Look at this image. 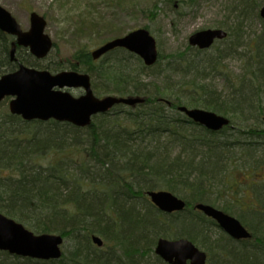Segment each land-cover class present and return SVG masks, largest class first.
<instances>
[{
  "label": "trees",
  "instance_id": "1",
  "mask_svg": "<svg viewBox=\"0 0 264 264\" xmlns=\"http://www.w3.org/2000/svg\"><path fill=\"white\" fill-rule=\"evenodd\" d=\"M174 1L164 0L177 15L195 3L179 0L176 11ZM232 3L218 26L227 38L210 55L187 46L183 53L159 54L148 68L124 50L96 62L90 53L77 52L69 68L89 76L95 96L140 97L141 105L117 107L84 129L55 121L28 123L0 112V213L36 235L68 240L71 251L61 264H165L156 256L146 261L159 238L202 246L207 264H264V131L254 127L264 116V36L241 49L248 21L261 24L264 35L259 16L264 0ZM11 42L0 31V76L20 64L59 71V64L44 65L30 55L25 60L22 49L11 62ZM227 59H237L240 71L230 70ZM215 79L221 89L212 85ZM179 107L225 116L230 126L209 132ZM232 126L237 134L229 138ZM217 181L216 189L232 194L230 205L238 207L237 218L251 240L237 242L221 233L220 240L204 245L217 226L192 206H212L209 191ZM152 191L178 195L191 209L162 214L146 197ZM247 192L251 206L240 204ZM92 236L102 239V249L92 244Z\"/></svg>",
  "mask_w": 264,
  "mask_h": 264
},
{
  "label": "water",
  "instance_id": "2",
  "mask_svg": "<svg viewBox=\"0 0 264 264\" xmlns=\"http://www.w3.org/2000/svg\"><path fill=\"white\" fill-rule=\"evenodd\" d=\"M264 21V4L260 10ZM30 28L22 31L19 24L9 12L0 7V31L14 38L10 48V61L16 62V48L27 49L29 54L38 61L46 59L53 49V43L45 34L46 22L36 13L29 16ZM227 33L220 29L205 30L192 34L188 39L191 47L207 50L216 41L224 40ZM125 49L138 56L146 67L155 65L158 50L155 39L145 29L130 32L122 38L107 42L91 52L92 60L115 49ZM82 90L83 94L72 97L65 90ZM9 99L8 111L12 116L20 117L25 122L50 120L59 123H69L84 129L90 126L91 120L97 115L109 112L115 106L135 107L144 101L140 97L118 98L108 96L98 99L93 95L88 75L72 71L51 74L18 65V68L0 77V103ZM179 111L193 123L210 132H220L228 127L227 118L216 113L180 107ZM264 122V117H263ZM153 206L164 214L180 213L185 210L186 203L169 192H147ZM195 210L212 219L218 227L230 238L240 241L251 238L247 229L235 218L209 205L198 204ZM92 242L98 248L103 246L99 237H92ZM63 239L59 235H34L21 224L0 213V251L10 255L31 258L35 260H59L62 256ZM154 253L166 264H206L207 256L191 242L185 239L169 241L159 239Z\"/></svg>",
  "mask_w": 264,
  "mask_h": 264
},
{
  "label": "rangeland",
  "instance_id": "3",
  "mask_svg": "<svg viewBox=\"0 0 264 264\" xmlns=\"http://www.w3.org/2000/svg\"><path fill=\"white\" fill-rule=\"evenodd\" d=\"M232 2L233 0H195L192 9L186 8L180 11L179 15L173 11V4L165 3L164 0L160 2L159 0H0V7L11 14L24 32L30 28V13H36L44 18L45 34L52 40L54 48L50 56L40 62L51 67L59 64L58 72H61L72 71L69 66L77 62L78 51L91 53L106 42L123 37L137 29H145L151 34L156 41L158 53L163 57L183 53L192 34L218 29L232 10ZM174 4H176L175 10L179 11V0L174 1ZM262 33L261 24L256 20L248 21L242 33V51H246L248 46L253 47L254 41L259 37L263 38ZM25 52L22 57L30 61L27 51ZM210 53L209 51L208 55ZM226 64L235 72H239L242 68V64L237 59H227ZM145 80L151 82L153 78L146 77ZM212 85H217L218 89L223 87L219 79H215ZM68 93L74 98L82 95L80 90H68ZM96 97L102 98L98 95ZM8 102V99L2 102L0 112L9 114ZM254 127L264 131L263 124ZM233 129L235 128L232 126L227 130V137L231 138L237 134L236 129ZM216 183L209 191L212 206L221 210L228 205L227 209L232 212L227 210L226 213L238 219L237 214L240 213L238 207L230 205L232 194L226 192L223 195L222 187L216 189L220 185L218 181ZM175 196L182 199L178 195ZM252 202L250 192L242 195L240 204L251 206ZM140 206L144 205L140 203ZM188 209H191V206ZM209 232L211 240L210 243L204 240L205 246L222 238V232L217 228L212 227ZM200 247H198L200 250L206 252L202 246ZM61 250L62 259L52 263L22 259L0 252V264H61L71 251L68 240L64 239ZM154 256V253L148 254L146 261L153 262Z\"/></svg>",
  "mask_w": 264,
  "mask_h": 264
}]
</instances>
